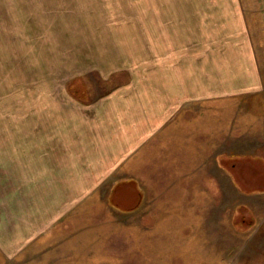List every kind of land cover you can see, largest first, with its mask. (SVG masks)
I'll return each instance as SVG.
<instances>
[{
  "label": "crops",
  "instance_id": "0c3cea01",
  "mask_svg": "<svg viewBox=\"0 0 264 264\" xmlns=\"http://www.w3.org/2000/svg\"><path fill=\"white\" fill-rule=\"evenodd\" d=\"M111 6V11L176 12V20L126 21L130 28L176 27V49L167 47L159 58L147 52H132L133 55L121 59L124 63L114 60L110 67L103 66L102 75L109 68L103 75L106 80L123 75L125 80L98 95L91 93L88 83L81 79L83 75L72 76L61 98H55L48 89L46 99L32 102L34 114L28 116L29 126L19 118L16 131H0V189L6 187V182L9 187L19 183L18 186L28 187L32 195L28 193L26 207H12L18 215L14 222L11 214L0 208V264H117L116 260L110 263L106 255V248L115 251L113 244L101 247L97 245L98 239L96 245H86L83 233L80 247L74 240L69 243L62 231L68 230L71 223V231H78L86 217L76 207L70 212L71 223L57 221L66 212V203H80L86 187H100L103 181L118 174L115 182L123 181L124 188L131 186L123 174L140 165V170L145 165L152 166L155 160L150 163L142 158L162 154L157 149L173 147L175 139L176 181H180L178 172L187 175L195 171L198 156L214 154V148H218L214 140L220 141L223 148V140L228 139L230 114L236 119L240 145H244L245 139L264 140V44L258 47L259 38L253 34L249 21V15L255 18L262 8L252 11L244 0H176V5L135 2ZM20 170L29 172L22 178L24 182ZM7 175L13 179L6 178ZM187 180L190 182L191 177ZM244 185L249 190L257 189L254 183ZM37 186L49 189L48 194L42 192L43 200H37L41 193L33 191ZM53 188L62 192L54 197ZM259 188L252 192L261 194L264 188ZM65 189H77L70 192L74 200L66 201L64 196L69 191ZM259 198L264 196L258 197L254 206L262 209L261 218H254L251 224L263 233L244 232L248 233V250L258 253L264 252V202ZM196 235L190 231V241L198 239ZM208 236L205 234L202 239L205 243L209 242ZM245 249L244 246L241 253L244 264H264V255H246Z\"/></svg>",
  "mask_w": 264,
  "mask_h": 264
},
{
  "label": "rangeland",
  "instance_id": "374dc122",
  "mask_svg": "<svg viewBox=\"0 0 264 264\" xmlns=\"http://www.w3.org/2000/svg\"><path fill=\"white\" fill-rule=\"evenodd\" d=\"M135 2L176 5V0H0V131L5 134L16 131L15 122L19 118L29 126L28 116L34 114L30 108L32 102L46 99L48 89L55 98H61L72 76L83 75L81 79L88 83L91 93L98 95L125 80L123 74L115 76V82L106 80L103 75L109 68L102 75L103 66L110 67L109 63L115 61L122 63L125 60L121 59L132 52H147L159 58L167 47L176 49V27L130 28L126 22L141 18L176 20V12L110 10L112 4ZM244 2L252 11L262 8L255 18L249 15L259 47L264 44V0ZM17 27L19 30L14 29ZM262 64L264 70V58ZM229 123L223 148L220 141L214 140L218 147L214 148V154L198 156L196 170L190 171V176L178 172L180 181H176L175 139L173 147L157 149L162 154L142 158L144 162L155 160L152 166L145 165L140 170V165L135 171L123 174L131 186L124 188L123 181L115 182L118 174L103 181L100 187H86L83 200L78 204L66 203V212L57 220L71 223L70 212L76 207L85 212L86 220L78 231H71L72 223L69 231H62L69 243L74 240L80 247V233H83L86 245L89 242L96 245L98 239L97 245L101 247L113 244L115 251L106 248V255L110 263L116 260L117 264H244L241 257L244 246L246 255H264L248 250L251 248L245 243L248 233L244 235L245 231L263 233L254 230L251 223L262 214V209L254 203L264 196V187H260L264 185V140L245 139L244 145H240L232 114ZM19 173L22 179L29 172ZM36 175L39 178L40 172ZM6 178L13 179L8 175ZM245 183H254L263 192H252L257 189L249 190ZM6 184L0 189V193L3 191L0 208L4 207L5 214H11L14 222L18 215L12 207H26L31 193L28 187L18 186L19 183L15 187ZM76 190L65 189L69 191L64 196L66 201L74 200L70 192ZM33 191L37 195L41 193L37 200H43L42 192L46 194L49 189L37 186ZM58 191L62 192L53 188L54 197ZM14 194L16 198L12 201ZM190 231L197 233L198 239L190 241ZM205 234L210 237L206 243L202 240ZM42 257L38 259L42 261Z\"/></svg>",
  "mask_w": 264,
  "mask_h": 264
}]
</instances>
